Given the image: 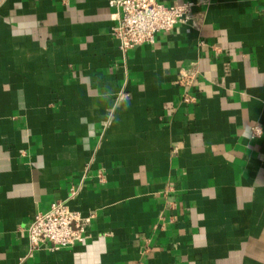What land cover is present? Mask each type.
Returning a JSON list of instances; mask_svg holds the SVG:
<instances>
[{
  "label": "crops",
  "instance_id": "0c3cea01",
  "mask_svg": "<svg viewBox=\"0 0 264 264\" xmlns=\"http://www.w3.org/2000/svg\"><path fill=\"white\" fill-rule=\"evenodd\" d=\"M110 1L0 0V264H264V0L127 52ZM58 201L84 242L31 249Z\"/></svg>",
  "mask_w": 264,
  "mask_h": 264
},
{
  "label": "built area",
  "instance_id": "2783aa9c",
  "mask_svg": "<svg viewBox=\"0 0 264 264\" xmlns=\"http://www.w3.org/2000/svg\"><path fill=\"white\" fill-rule=\"evenodd\" d=\"M109 5L117 11L113 33L125 52L152 44L157 34L187 24L192 17L191 3L167 6L158 0H112ZM261 134L262 130L255 127L253 136ZM92 218L71 209L67 202H54L31 222L27 230L30 248L36 250L49 245L50 250L60 251L83 243Z\"/></svg>",
  "mask_w": 264,
  "mask_h": 264
}]
</instances>
